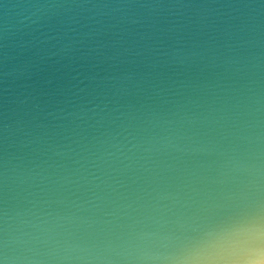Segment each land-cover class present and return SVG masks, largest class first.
<instances>
[{
	"label": "clouds",
	"instance_id": "9594fccd",
	"mask_svg": "<svg viewBox=\"0 0 264 264\" xmlns=\"http://www.w3.org/2000/svg\"><path fill=\"white\" fill-rule=\"evenodd\" d=\"M0 264H264V0H0Z\"/></svg>",
	"mask_w": 264,
	"mask_h": 264
}]
</instances>
